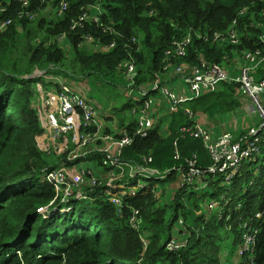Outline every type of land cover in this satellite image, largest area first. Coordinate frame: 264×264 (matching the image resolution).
I'll return each mask as SVG.
<instances>
[{
    "label": "trees",
    "instance_id": "16d2710c",
    "mask_svg": "<svg viewBox=\"0 0 264 264\" xmlns=\"http://www.w3.org/2000/svg\"><path fill=\"white\" fill-rule=\"evenodd\" d=\"M0 1L7 9L1 20H15L0 34V264H222L221 254L227 248L234 252L247 221L259 230L254 264H264V142L255 160L244 163L227 190L213 193V197L228 194L233 201L227 206L223 201V210L212 214L201 200L191 198L196 190L183 187L180 174L174 171L187 167L195 156L197 168L213 165L202 139L183 135L181 130L199 123L203 116L212 119L239 110L238 85L223 83L218 91L173 113L166 133L153 129L147 138H137L121 150L119 162L145 165L144 159L151 158L147 167L168 175L161 184L170 191L168 205L162 204L158 189L151 185L136 197L124 196L123 206L116 207L110 200L118 196L123 179L97 187L90 193L94 201L76 196L64 199L62 188L43 179L42 172L71 166L78 144L68 136L61 148H53L50 125L43 119L47 116L50 121L52 115L41 101V97L52 98L46 93L49 87H57L48 86V76L69 84L124 86L122 64L130 57L138 65V84L158 76L165 85L161 73L166 51L190 31L192 45L178 65H229L235 47L222 49L194 31L212 35L226 31L236 20L247 35L239 50L262 48L259 36L264 18L257 14L264 9L261 0H70L63 15L56 12L61 0L49 4L32 0L28 10L38 17L33 21L17 19L23 9L17 0ZM49 5L55 9L53 19L43 14L50 11ZM97 6L102 9L98 16ZM245 8H250V14L238 17ZM251 12L256 13L254 18ZM84 13L96 15L99 23L87 20L73 30ZM61 35L71 43V58L59 41ZM135 37L141 42L133 43ZM89 41L114 47L91 51ZM256 77L264 79V67ZM90 96L87 100L95 104L97 98ZM135 130L133 124L130 135ZM104 156L92 154L86 160L101 165ZM134 209L143 216L141 232L129 222ZM184 230L186 246L169 252L168 243L183 238Z\"/></svg>",
    "mask_w": 264,
    "mask_h": 264
},
{
    "label": "built area",
    "instance_id": "2783aa9c",
    "mask_svg": "<svg viewBox=\"0 0 264 264\" xmlns=\"http://www.w3.org/2000/svg\"><path fill=\"white\" fill-rule=\"evenodd\" d=\"M32 0H17L22 4L23 9L17 13V19L24 18L30 21L35 20L36 13L30 12L28 7ZM51 0H42L43 4H49ZM264 3V0H261ZM70 7V0H61L59 5V15H63ZM7 9L0 1V34L6 32L11 25H14V19L1 20V16ZM102 9L100 6L95 7V14L101 15ZM250 14V8H245L239 11L238 17H245ZM254 18L256 13L251 12ZM259 17L264 18V9L257 13ZM96 15H88L84 13L76 22H74L72 29L81 27L87 20L93 23H99V18ZM254 26V24H252ZM264 30V29H263ZM246 28L240 29V25L236 20L229 26L226 31H217L212 35L194 31L199 38L205 41H212L217 45L233 46L235 49L243 44ZM190 31L184 39L174 40L170 48L166 51V59L164 61L163 76H184L187 84H190L192 94L189 96L178 95L167 85L162 83V80L156 77L155 81L138 84L139 69L136 60L130 57L122 64V70L127 82L125 88V96L131 105V113L134 122L124 129L120 134V140L116 141L111 135L102 134L100 125L97 119V109L83 96H78L72 93V88L69 82L62 81L64 79L55 77L54 81L57 87H49L56 89L53 93L46 91L52 98L44 100L41 97L42 106H46V111L52 115L51 120H47L44 116V122L49 123L51 129V139L53 141V148L58 149L62 147L63 140L70 136L75 139L78 148L71 159L72 165L82 164V161H87L92 154L105 155L101 162L102 170L108 173L107 181L122 180V185L119 187V194L117 197L111 198V202L116 207H122V198L124 196L136 197L137 193L148 186L153 185L158 189V182H163L168 179L167 174L160 173L157 170H152L147 165L152 162L151 158H145V165L132 166L129 163L119 162L121 150L126 146H131L137 138H147L151 131L155 129V120L150 114V110L155 103L154 95H160L168 101L169 113H177L179 109L183 108L187 103L197 100L207 93L217 91L223 83L238 85V93L250 98L251 103L244 106V110L249 115H257L259 117V125L253 127L239 143L231 144L228 139L221 143H216L210 131L206 129L200 122L195 123L194 126L183 128L181 133L183 135L189 134L196 139H202L206 149L209 151L213 165L208 169H199L196 167L197 157L188 161L187 167L174 168V171L180 174L181 183L183 187L193 189L199 183L200 190H205L209 187L215 188V192L219 188L226 189L232 183L233 179L240 172L246 161L255 160L260 152V144L264 142V79H257L258 71L264 67V31L259 36V41L262 48L244 49L242 51L243 65L240 74L234 76L231 70L225 65L217 63L203 62L198 66H191L188 64L178 65L179 60L185 59L188 55L189 48L192 45V33ZM66 39L65 35L59 37V41L63 42ZM142 38L135 37L133 43H140ZM91 42V41H90ZM102 51H108L114 47V44L109 47L96 45ZM190 70V72H188ZM70 86V87H69ZM73 86V85H72ZM59 97V98H58ZM58 98V101H57ZM51 101H54L53 105ZM57 106V111L54 110ZM185 113L193 116L190 109H185ZM135 124V133L130 135L129 128ZM119 147L118 150H113L111 147L106 149L92 150V145H99L100 143L115 144ZM176 159H180L176 151ZM71 165V166H72ZM70 167V166H69ZM85 170L81 172V180L88 179L89 193L79 194L71 189L72 186L78 184H70L67 170L68 166L60 169L43 170L42 177L51 183H55L62 188L65 194L64 199H69L76 196L80 200L88 202L94 201L90 196L97 187L103 185L104 179L97 177L92 169L85 166ZM205 179H211L210 182ZM148 181V182H147ZM82 183V182H80ZM196 190V189H195ZM227 190V189H226ZM160 194V201L162 194ZM213 195V194H212ZM211 195V196H212ZM223 210L222 201H213L209 203L208 214H212L218 209ZM130 225L136 232H141L143 225V216L140 210L134 209L130 218ZM180 221V225H183ZM259 230L254 227L252 222H246L242 226L241 242L239 244L237 264H254L255 250L258 242ZM188 232L184 230L183 238H175L167 245L169 252H177L186 246L185 236ZM186 240V241H185Z\"/></svg>",
    "mask_w": 264,
    "mask_h": 264
},
{
    "label": "rangeland",
    "instance_id": "374dc122",
    "mask_svg": "<svg viewBox=\"0 0 264 264\" xmlns=\"http://www.w3.org/2000/svg\"><path fill=\"white\" fill-rule=\"evenodd\" d=\"M50 3H51V1H50ZM49 8H50V13H49L50 18L49 19H53L56 16L55 9H52V7L50 5H49ZM57 10L59 11V7H58ZM58 11H56V12L58 13ZM47 14H45V15H47ZM37 19H38V17L36 18V20ZM226 47L227 46H225V45H221L222 49H225ZM20 49H22V47ZM232 54H233V57L236 60H238V66H241L243 64V60L241 59L240 55H242V52L239 50V48L234 50L232 52ZM72 55H73V51L67 53V57L68 58H71ZM235 62L236 61L233 59V61L229 65H225V66H226V68L231 70V73L234 76H237V75L240 74V70H241L242 66L240 68L236 67L235 66ZM166 77L171 78L173 76H164L163 77V81H165V82H166ZM47 79L49 81L48 86H53V84L56 83V81H54L55 80V76H48ZM180 79L185 80V77L181 76ZM123 80H124V86L118 87L117 89L102 88L101 85H99V84H94V85H91V86H89V85L87 86V85H83V84H77L78 88H80V89H72L71 91H72V93H74V94H76L78 96H83V97H87V98L91 97L90 95L93 94L98 100L97 101L98 103L95 102L96 106L95 105H93V106L95 108L96 107L99 108L98 106L101 107V109H98V110H101L100 111V115L106 113L107 110H112L111 114L116 117L120 107H122L123 104H126L128 102V98L125 96V88H126V85H127L125 77L123 78ZM62 81H65V80H62ZM72 85H75V84L72 83ZM187 86L191 90L190 84H187ZM49 90L51 91L50 93H53L54 91H56V89H54V88H50ZM173 91L176 92V90H173ZM58 98H57V101H58ZM51 103L53 105H55L54 101H51ZM165 109H166L165 105H160L159 106V112L156 114V117L158 119L155 120L156 123H157V126H156L155 129H159L160 130V134H164L163 131L164 130L166 131L167 124L170 121L169 111H165ZM53 111H55V112L57 111V106H54V110ZM153 112H154V108L152 107L151 110H150V114H153ZM231 113L232 112L229 111V112H226L224 114H221L223 116L211 119L209 125H205L202 122V125L204 127H206V129L208 131H210V133L213 136V139H214V141L216 143H221V142L225 141L226 139H228L231 144L239 143L240 139L241 138L244 139V137L247 136V133L253 127H256L257 124L259 125V121L260 120L258 121L259 117L257 115H256V117L251 115V116H253V119H252V121L250 123L249 119H246V117H242L240 115H237V117H234L233 115H230ZM226 115H229V116H226ZM162 116H166L165 120L167 121V123L165 124L163 129L160 127V125L163 123L162 121H160ZM203 119L204 118L202 117V121H203ZM232 120H233L234 124H232ZM239 121H244V124L243 125H242V123H239L240 125L236 124ZM85 168H86L85 165H80L79 164L78 166H75L73 168V170H70V171L63 169L64 171H66L68 173L69 183L70 184H75V185L78 184L77 186H74V187L72 186L71 189H74V191L76 193H79L81 195L89 193V189H88L89 180L87 178L81 180L82 179L81 178V172L83 170H85ZM205 180H208V179H205ZM80 182H82V183H80ZM104 182H107V180H104ZM162 183L163 182H158V185H159L158 192L162 194V198H161L162 204L168 205L169 202L167 200H168V198L170 196V191H164V187L161 186ZM194 189H196V193L191 198L192 199L198 198L199 200H201L202 204L204 205V207H207V209H208L209 203H212L213 201H216V202H219V201L223 202L224 201L225 202V206H227V205H229V203H231L230 200L233 201L232 196L230 198V197H228V194L225 195L224 193H220L216 197L211 196L213 194V192L215 191V188H212V187H209V188H207L205 190H200V185L199 186L195 185ZM86 202H88V201H86ZM207 209H206V211H207ZM176 230L178 231V229H176ZM177 240H178V238H177ZM238 250H239V245L236 247V249L234 250L233 253H231V250H229L227 248V250H225L221 254L222 264H237V262L239 261Z\"/></svg>",
    "mask_w": 264,
    "mask_h": 264
},
{
    "label": "crops",
    "instance_id": "0c3cea01",
    "mask_svg": "<svg viewBox=\"0 0 264 264\" xmlns=\"http://www.w3.org/2000/svg\"><path fill=\"white\" fill-rule=\"evenodd\" d=\"M47 13H50V11H44L43 12L44 15L47 14ZM91 44L92 43H88V48L91 51H97V50L101 51V49H98V47L96 45H94V44L91 45ZM62 45L65 47V50L67 51V53L72 52L71 43L69 41H67V39H65L62 42ZM233 59L236 61L235 62V66L236 67L240 68L243 65L242 64L241 66H238V60H236L233 57V54H232V58H231L230 61L232 62ZM241 59H242V57H241ZM188 72H190V70H188ZM180 78H181V76H173L171 78L166 77L165 85H167L172 90H176V93L178 92L180 95L181 94L185 95V96L191 95L192 92L188 88L187 82L185 80L180 79ZM70 88H72V89H80V88H78L77 84H75L73 86L71 85ZM84 98L88 99L87 97H84ZM154 98H155V103L153 105L154 112H153L152 116H153V119L156 120V119H158L156 117V114L159 112V106L160 105H165V108H166L165 111H169V104H168V101L166 99H164L163 97H161L160 95H154ZM239 102L241 104V107L239 108V110H237L235 112H232L230 115H233L234 117H237V115H240L242 117H246V119H249V121L251 123V121L253 119V116L256 117V115L251 116L244 110V106L251 103L250 98L247 97V96H244V95H240ZM90 103H92V102H90ZM92 104H94V103H92ZM98 107L99 108L96 107L97 108V119H98V123L100 125V129H101L102 134L111 135L114 139L116 138V141H119L120 140V134L122 133V131L124 129L128 128L129 125L134 122V118H133L132 113H131V108H129V104H127V103L123 104L122 107H120L116 117L111 114L112 110H107L106 113L100 115V111L101 110H98V109H101V107L100 106H98ZM166 116H162L161 119H160V121L163 122L160 125V127L162 129L165 126V124L167 123V121L165 120ZM220 116H223V115H219L217 117H220ZM226 116H229V115H226ZM169 117L171 118V114L170 113H169ZM217 117H215V118H217ZM203 118H204L203 121H202V118H200V123L202 124V122H203V124L209 125L211 119H207V117H204V116H203ZM212 119H214V118H212ZM244 121H239L236 124L240 125L239 123H242V125H243ZM258 121H259V119H258ZM168 124H167V128H168ZM232 124H234L233 120H232ZM156 126H157V123L155 121V128H156ZM167 128H166V131H167ZM166 131L164 130L163 132L166 133ZM241 140H242V138L240 139V141ZM110 147L113 150H116V151L119 148L117 146V142H116V145L115 144H108V143H100L99 145H92L90 147V149L92 151V150L99 149V148H101V150H102V149H106V148H110ZM82 164H84L85 166H87L90 169H92L98 176H100L104 180H108V178H109L108 173L106 171L102 170L100 165L97 164L96 162L82 161ZM78 165L79 164L72 165V166L68 167L67 170L68 171L73 170V168L75 166H78Z\"/></svg>",
    "mask_w": 264,
    "mask_h": 264
},
{
    "label": "clouds",
    "instance_id": "9594fccd",
    "mask_svg": "<svg viewBox=\"0 0 264 264\" xmlns=\"http://www.w3.org/2000/svg\"><path fill=\"white\" fill-rule=\"evenodd\" d=\"M67 39V38H66ZM90 42V41H89ZM91 43V42H90Z\"/></svg>",
    "mask_w": 264,
    "mask_h": 264
},
{
    "label": "bare ground",
    "instance_id": "6f19581e",
    "mask_svg": "<svg viewBox=\"0 0 264 264\" xmlns=\"http://www.w3.org/2000/svg\"><path fill=\"white\" fill-rule=\"evenodd\" d=\"M166 181V180H165Z\"/></svg>",
    "mask_w": 264,
    "mask_h": 264
}]
</instances>
